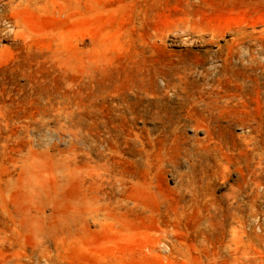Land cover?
<instances>
[{"label": "rangeland", "instance_id": "obj_1", "mask_svg": "<svg viewBox=\"0 0 264 264\" xmlns=\"http://www.w3.org/2000/svg\"><path fill=\"white\" fill-rule=\"evenodd\" d=\"M242 72L253 80L220 103L217 158H199L206 133L186 127L174 166L158 175V206L26 199L52 194L37 179L77 190L64 164L86 144L73 151L63 137L49 148V130L84 133L85 113L102 106L88 93L111 99L137 83L180 106V90L206 95ZM92 74L108 79L92 90ZM263 82L264 0H0V264H264ZM33 161L34 180L23 165Z\"/></svg>", "mask_w": 264, "mask_h": 264}, {"label": "bare ground", "instance_id": "obj_2", "mask_svg": "<svg viewBox=\"0 0 264 264\" xmlns=\"http://www.w3.org/2000/svg\"><path fill=\"white\" fill-rule=\"evenodd\" d=\"M78 60L84 61L82 58ZM251 62L253 61L251 60ZM211 66L213 65L211 64ZM94 71L99 72V69L94 68ZM188 71L190 72V70ZM91 76L89 84L93 85L91 86L92 90H95L96 86L103 85L108 79L107 76L98 77L96 74ZM231 76L233 77H228L225 80H229L232 85L228 86L227 83H224V79H219V89L212 90L206 95H203V92L199 90L192 92L186 89L180 90L178 103L180 106H172L170 100L167 99L152 97L149 89L146 87L142 88L137 83L132 84L127 90L113 94L114 96L111 99H106V95L103 92H100L101 97L95 91L88 93L87 97H91L96 104H100L102 101V106L97 109L99 113H93L92 110L85 113L84 120L85 123L88 122V125L84 133L77 131L72 133L70 131L62 136L57 131L52 132L49 130V148H54L56 141L62 142L63 137L65 138L64 142L68 143L73 151L77 148L78 143L84 142L86 144L81 154L79 153V159H77V154L73 160H67L66 164H64L68 172L67 179H72L70 181H73L71 186L74 185L77 190L70 196L64 193V186H61L60 182L48 181L46 183L37 179L35 185L40 190H50L52 194L38 192L34 196L26 197V199L31 202L47 203L53 206L68 203L72 205L73 203H89L96 204L101 209L107 210L109 208L107 206H110L119 198L126 202L127 210L133 212L149 211L153 206H158L161 185L158 175L163 172L166 164L169 165L175 162L176 156L179 155V147H181V144L186 143L184 137L186 127L195 131L201 128L206 133L203 139H198L195 143L194 152L199 158L205 156L207 158H217V153L222 150L223 147L219 135L224 112L221 110L220 103L226 98L229 99L235 96L238 87V90H243L244 92L247 89L249 90L247 81L250 80L252 82L253 80L249 73L246 75L245 72H242V74L233 73ZM104 88L105 86L101 89ZM260 90H262L261 87L258 92ZM131 93H134L137 97L133 98ZM139 93H142L141 95L143 96H138ZM141 105L143 106L141 107ZM148 119L156 121V125L151 130L148 129L146 135H143L144 133L138 134L134 130L137 121L147 122ZM86 136L89 140H87ZM245 139L246 137L244 141ZM252 159L254 160V158ZM55 163L57 162L46 163L44 161L42 166L51 167V170H54L56 167L54 166ZM28 164L33 169L30 175L32 180L38 178L37 172L40 171V166L35 165V161L23 163L24 166ZM172 166L174 165L172 164ZM163 181H165V178ZM37 199L38 201H36Z\"/></svg>", "mask_w": 264, "mask_h": 264}]
</instances>
